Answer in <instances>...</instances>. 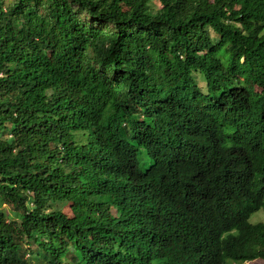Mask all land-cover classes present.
<instances>
[{
	"label": "trees",
	"instance_id": "obj_1",
	"mask_svg": "<svg viewBox=\"0 0 264 264\" xmlns=\"http://www.w3.org/2000/svg\"><path fill=\"white\" fill-rule=\"evenodd\" d=\"M150 1L0 0V264L264 261V0Z\"/></svg>",
	"mask_w": 264,
	"mask_h": 264
},
{
	"label": "rangeland",
	"instance_id": "obj_2",
	"mask_svg": "<svg viewBox=\"0 0 264 264\" xmlns=\"http://www.w3.org/2000/svg\"><path fill=\"white\" fill-rule=\"evenodd\" d=\"M150 4L152 5V7L155 10L159 9V7H160L159 0H151L150 1ZM199 81H200L201 85H204V82L202 81L201 78H199ZM140 164H141V167H143V168L144 167H147V165H148L144 161H141ZM65 211L68 213L69 212V209L66 208ZM250 222L252 224H256V223H259V222L264 223V212L262 210H260V211L256 212L255 214H253L251 216V218H250ZM228 263L229 264H234V263H231V261H228L226 264H228ZM245 264H264V261H262V260H256V261H253V262H247Z\"/></svg>",
	"mask_w": 264,
	"mask_h": 264
}]
</instances>
